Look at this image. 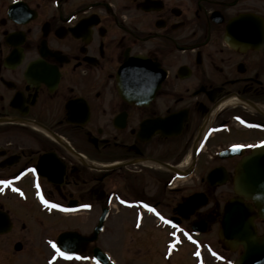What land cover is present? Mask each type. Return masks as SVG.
Returning a JSON list of instances; mask_svg holds the SVG:
<instances>
[{
  "label": "flooded vegetation",
  "instance_id": "1",
  "mask_svg": "<svg viewBox=\"0 0 264 264\" xmlns=\"http://www.w3.org/2000/svg\"><path fill=\"white\" fill-rule=\"evenodd\" d=\"M262 146L264 0H0V264H100L121 214L227 264Z\"/></svg>",
  "mask_w": 264,
  "mask_h": 264
},
{
  "label": "water",
  "instance_id": "2",
  "mask_svg": "<svg viewBox=\"0 0 264 264\" xmlns=\"http://www.w3.org/2000/svg\"><path fill=\"white\" fill-rule=\"evenodd\" d=\"M235 191L251 201L257 213L241 199L230 201L225 210L221 234L234 247L243 246V253L236 264H264V234L258 235L254 223L257 217L264 221V146L253 150L238 164ZM104 220L105 217L101 219V224ZM95 252L101 264H111L100 250Z\"/></svg>",
  "mask_w": 264,
  "mask_h": 264
},
{
  "label": "rangeland",
  "instance_id": "3",
  "mask_svg": "<svg viewBox=\"0 0 264 264\" xmlns=\"http://www.w3.org/2000/svg\"><path fill=\"white\" fill-rule=\"evenodd\" d=\"M115 218L108 221L109 227L100 236V247L111 254L116 264H195L191 258L192 248L184 247L173 261L168 257L165 244L170 241L169 232L152 230L151 220L145 221L139 231L132 229L134 220L128 217ZM259 234L264 231V224L257 222ZM114 234V236H111ZM209 240L216 248L221 249L216 232L203 240ZM8 244V243H7ZM174 253H172L173 255ZM242 254L241 249L228 253L227 264H235ZM208 264H217L208 259Z\"/></svg>",
  "mask_w": 264,
  "mask_h": 264
},
{
  "label": "snow or ice",
  "instance_id": "4",
  "mask_svg": "<svg viewBox=\"0 0 264 264\" xmlns=\"http://www.w3.org/2000/svg\"><path fill=\"white\" fill-rule=\"evenodd\" d=\"M3 183H7V181H3ZM53 247H56L55 245H53ZM59 251V249H57ZM60 255L66 259H79V257H75V256H72V255H69L67 253H64V252H60Z\"/></svg>",
  "mask_w": 264,
  "mask_h": 264
}]
</instances>
